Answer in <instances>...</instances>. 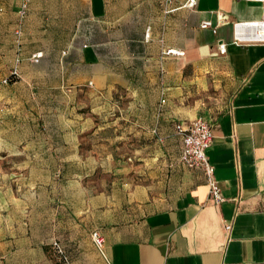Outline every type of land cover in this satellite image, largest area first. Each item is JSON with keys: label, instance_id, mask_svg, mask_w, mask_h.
I'll return each mask as SVG.
<instances>
[{"label": "crops", "instance_id": "obj_1", "mask_svg": "<svg viewBox=\"0 0 264 264\" xmlns=\"http://www.w3.org/2000/svg\"><path fill=\"white\" fill-rule=\"evenodd\" d=\"M189 1L0 0V264H264V43L233 33L264 3ZM199 117L220 204L180 162Z\"/></svg>", "mask_w": 264, "mask_h": 264}, {"label": "built area", "instance_id": "obj_2", "mask_svg": "<svg viewBox=\"0 0 264 264\" xmlns=\"http://www.w3.org/2000/svg\"><path fill=\"white\" fill-rule=\"evenodd\" d=\"M254 2H263L264 0H248ZM190 6H194L196 4V0H190L188 3ZM29 7V0H22L20 17L21 20L26 16L27 10ZM226 17L223 16L221 18L222 22L226 21ZM202 28H212L213 24L210 20H206L201 23ZM214 32H216V28H214ZM233 33H234V41L238 43L244 42H262L264 43V11L263 15L260 19L256 20H240L235 21L233 23ZM254 36V38H251ZM219 49L221 53H225L227 51V44L222 42L219 44ZM165 54L172 55H181L182 51L177 49L169 48L164 51ZM43 56L42 52H37L31 56L33 61H38L39 58ZM17 64L20 62V57L16 60ZM19 69L18 66L15 65L12 70V76H18ZM8 80L6 79L5 82ZM165 99L161 100V104L165 103ZM177 135L181 138L183 147L180 155V162L182 165L188 168H202L204 174L207 179V184L209 186V196L213 198L218 204L224 202L226 198L222 194V190L218 184V181L215 177V167L210 162L208 157V149L211 147L213 143V131L212 124L203 117L196 118L189 124L178 123L176 125ZM227 230L231 228V226L226 227ZM92 238L95 246L98 250L105 255L104 253V238L102 234L96 230L92 233ZM54 246L60 252L64 259L67 257L64 255V251L60 245V243L56 240L54 241Z\"/></svg>", "mask_w": 264, "mask_h": 264}, {"label": "rangeland", "instance_id": "obj_3", "mask_svg": "<svg viewBox=\"0 0 264 264\" xmlns=\"http://www.w3.org/2000/svg\"><path fill=\"white\" fill-rule=\"evenodd\" d=\"M19 21H20V18H19ZM11 65H12V62L9 59L0 58V73L9 74V72L12 70ZM15 80H16L15 78H11V82L9 84H12Z\"/></svg>", "mask_w": 264, "mask_h": 264}, {"label": "bare ground", "instance_id": "obj_4", "mask_svg": "<svg viewBox=\"0 0 264 264\" xmlns=\"http://www.w3.org/2000/svg\"><path fill=\"white\" fill-rule=\"evenodd\" d=\"M251 38H254V36H252Z\"/></svg>", "mask_w": 264, "mask_h": 264}]
</instances>
